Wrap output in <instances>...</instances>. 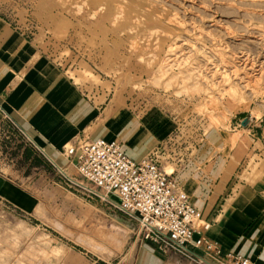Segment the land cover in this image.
<instances>
[{"label":"rangeland","instance_id":"rangeland-1","mask_svg":"<svg viewBox=\"0 0 264 264\" xmlns=\"http://www.w3.org/2000/svg\"><path fill=\"white\" fill-rule=\"evenodd\" d=\"M0 16L75 84L100 88L98 103L156 118L149 152L196 202L217 180L211 205L238 188L264 196V0H0ZM1 139L35 198L0 199V264H126L135 224L59 174L10 161L28 143L5 127Z\"/></svg>","mask_w":264,"mask_h":264},{"label":"crops","instance_id":"crops-1","mask_svg":"<svg viewBox=\"0 0 264 264\" xmlns=\"http://www.w3.org/2000/svg\"><path fill=\"white\" fill-rule=\"evenodd\" d=\"M101 91L98 87L84 90L75 84L32 38L0 16V127L13 121L31 140L17 149L19 153L10 161L22 159L26 167L32 161L33 166L43 168L45 177L51 171L57 176L59 167L67 174H75L71 154L66 151L77 137L117 140L132 159L143 158L163 135L152 130L156 118L134 112L126 103L124 108L110 101L102 105L97 101ZM117 134L124 140L111 138ZM7 144H0V156L4 149L8 155L14 153ZM10 166L0 158V199L28 207L35 196L19 184V176L29 184V174L23 176L22 168L13 170ZM220 181H213V190L203 198L207 200L203 204L189 195L202 218L210 222L206 235L219 242L223 250L230 249L255 264H264V196L238 188L211 205L210 199L219 196ZM125 256L126 264H193L177 254L159 253L136 239Z\"/></svg>","mask_w":264,"mask_h":264},{"label":"built area","instance_id":"built-area-1","mask_svg":"<svg viewBox=\"0 0 264 264\" xmlns=\"http://www.w3.org/2000/svg\"><path fill=\"white\" fill-rule=\"evenodd\" d=\"M5 130L31 143L13 121ZM76 145L68 149L75 174L58 168L63 184L125 215L135 224L139 243L193 264H255L246 255L223 250L206 235L210 222L202 218L176 178L162 169L158 149L134 160L117 140L80 137Z\"/></svg>","mask_w":264,"mask_h":264}]
</instances>
